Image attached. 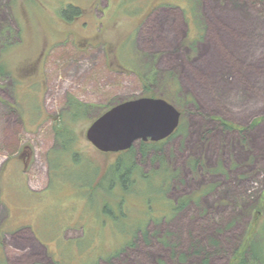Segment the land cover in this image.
Instances as JSON below:
<instances>
[{"label":"rangeland","instance_id":"obj_1","mask_svg":"<svg viewBox=\"0 0 264 264\" xmlns=\"http://www.w3.org/2000/svg\"><path fill=\"white\" fill-rule=\"evenodd\" d=\"M160 10L171 59L139 46ZM142 96L181 111L170 137L109 153L86 139ZM262 137L264 0H0V264H228L263 222Z\"/></svg>","mask_w":264,"mask_h":264},{"label":"water","instance_id":"obj_2","mask_svg":"<svg viewBox=\"0 0 264 264\" xmlns=\"http://www.w3.org/2000/svg\"><path fill=\"white\" fill-rule=\"evenodd\" d=\"M180 121L181 111L168 100L142 96L106 109L88 125L85 137L101 152H121L137 141L167 139Z\"/></svg>","mask_w":264,"mask_h":264},{"label":"trees","instance_id":"obj_3","mask_svg":"<svg viewBox=\"0 0 264 264\" xmlns=\"http://www.w3.org/2000/svg\"><path fill=\"white\" fill-rule=\"evenodd\" d=\"M194 6H195L194 4L191 6L192 17H190V19H191V21L194 22V24L198 27V30H199L201 28L200 26H201L202 23H201L200 19L198 18L197 13H195V11H194V8H195ZM200 37L201 36H199V38ZM111 106H113V105H111ZM111 106L106 107L105 110L110 108ZM85 107H86L85 105H82V106L79 105L77 100H76V104L74 105V107L72 109L73 113L74 114H78L80 111L82 113H85V111H84V110H86V109H84ZM56 131L58 133L57 138L62 141L60 143L61 147L67 149L68 147H71L73 145L72 144L73 143V141H72L73 138L69 137L67 135L68 132H70V131L68 130V126L65 123H64L63 127L56 128ZM260 135H261V132H260ZM67 140H68V143H67ZM143 144H145V142H143ZM25 149L29 150V147L26 146L24 148V150ZM24 150H22V152ZM121 152H123V151H121ZM132 153H133V151H132ZM181 203L183 204L184 202H181ZM182 204H180V205H182ZM172 207L176 211L177 209H179L180 206L178 205V206H172ZM260 213L263 214V211L261 210ZM262 241L264 242V217H263V222H262L261 226L258 227L256 225L254 227V231L251 234V236L245 241V243L242 246H240L238 249L235 250V252H234V254H233V256H232V258H231V260H230V262L228 264H264V246H258L259 244H262ZM205 255H207L206 256L207 258L204 260V264H208V262H209L208 255H209V253L207 252ZM2 264H4V263L2 262Z\"/></svg>","mask_w":264,"mask_h":264},{"label":"crops","instance_id":"obj_4","mask_svg":"<svg viewBox=\"0 0 264 264\" xmlns=\"http://www.w3.org/2000/svg\"><path fill=\"white\" fill-rule=\"evenodd\" d=\"M232 17H233L232 15H230L228 17L223 16L222 17L223 23H225L228 26L231 25L233 28H238L239 26L248 27V23L244 22L247 20L243 19V21H238V19H232ZM149 20H147V23L149 22ZM214 21H215L216 26H218L219 25L218 20H214ZM151 24L149 26H147V29L149 27H155L158 31L159 36L156 38L152 34H150V37L147 39V38L141 36L142 31H143L142 30L140 32L141 40H139V46L142 49H145V44H148L149 45L148 49L158 50V51H161L163 49V50L167 51V54H169V57H170L169 59H171V57L174 55L172 53H175L174 51L176 50V44L178 42V30L176 27H174L170 15H168L165 11L160 10L157 13H155V15H153V17H151ZM225 28H227V27H225ZM218 30L220 33L222 32L220 28ZM184 35L185 36L187 35V32L185 30H184ZM239 38L241 40H245V42L248 41L247 39H245L241 36H239ZM173 46H175V48H173ZM232 48H234V47H232ZM215 49L216 48L211 43L210 52L214 58L217 55ZM214 64L215 63H212L211 67L209 68V74H210L211 79L215 78L214 73L216 71L215 68L217 67V65H214ZM245 72H247L248 76L251 75V71H245ZM216 78H217V75H216Z\"/></svg>","mask_w":264,"mask_h":264},{"label":"flooded vegetation","instance_id":"obj_5","mask_svg":"<svg viewBox=\"0 0 264 264\" xmlns=\"http://www.w3.org/2000/svg\"><path fill=\"white\" fill-rule=\"evenodd\" d=\"M15 155H19V156H20V155H22V152H19V154H18V153H16Z\"/></svg>","mask_w":264,"mask_h":264}]
</instances>
